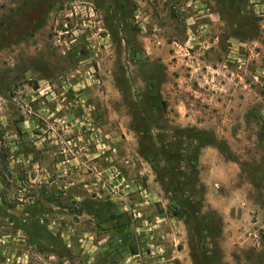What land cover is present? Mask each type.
Instances as JSON below:
<instances>
[{"label": "rangeland", "instance_id": "obj_1", "mask_svg": "<svg viewBox=\"0 0 264 264\" xmlns=\"http://www.w3.org/2000/svg\"><path fill=\"white\" fill-rule=\"evenodd\" d=\"M259 209L264 0H0V264H264Z\"/></svg>", "mask_w": 264, "mask_h": 264}, {"label": "trees", "instance_id": "obj_2", "mask_svg": "<svg viewBox=\"0 0 264 264\" xmlns=\"http://www.w3.org/2000/svg\"><path fill=\"white\" fill-rule=\"evenodd\" d=\"M197 158V157H196ZM175 207H178V205L175 203V201H172Z\"/></svg>", "mask_w": 264, "mask_h": 264}, {"label": "crops", "instance_id": "obj_3", "mask_svg": "<svg viewBox=\"0 0 264 264\" xmlns=\"http://www.w3.org/2000/svg\"><path fill=\"white\" fill-rule=\"evenodd\" d=\"M255 208V207H254ZM257 210V209H256ZM258 211H261L260 214L264 211L263 209H259ZM255 224V223H254Z\"/></svg>", "mask_w": 264, "mask_h": 264}, {"label": "built area", "instance_id": "obj_4", "mask_svg": "<svg viewBox=\"0 0 264 264\" xmlns=\"http://www.w3.org/2000/svg\"><path fill=\"white\" fill-rule=\"evenodd\" d=\"M193 39H194V38L189 37V41H190V40H193Z\"/></svg>", "mask_w": 264, "mask_h": 264}]
</instances>
